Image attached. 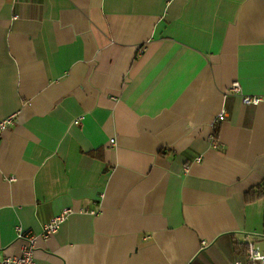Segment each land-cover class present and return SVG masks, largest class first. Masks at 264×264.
Returning <instances> with one entry per match:
<instances>
[{
    "label": "crops",
    "instance_id": "1",
    "mask_svg": "<svg viewBox=\"0 0 264 264\" xmlns=\"http://www.w3.org/2000/svg\"><path fill=\"white\" fill-rule=\"evenodd\" d=\"M234 81L264 95V0H0V259L20 252L16 225L40 234L65 207L34 264L264 248V193L246 196L264 102Z\"/></svg>",
    "mask_w": 264,
    "mask_h": 264
},
{
    "label": "built area",
    "instance_id": "2",
    "mask_svg": "<svg viewBox=\"0 0 264 264\" xmlns=\"http://www.w3.org/2000/svg\"><path fill=\"white\" fill-rule=\"evenodd\" d=\"M231 94L241 95L244 104H258L264 102V95H247L242 94L240 85L234 81L228 91ZM225 118V111L222 109L214 118V123L222 121ZM14 123V115L0 118V133ZM213 139V145L216 141ZM110 144L114 143V139H110ZM197 161L200 157L196 158ZM71 208L65 207L57 214L53 215L48 221L43 223L40 234H34L31 230H23L20 226H15L16 238L21 240L20 252L14 255H5L0 259V264H34L36 241L38 236L47 239L56 233L59 225L70 214ZM226 264H264V248L259 247L253 241H247V250L244 258H235Z\"/></svg>",
    "mask_w": 264,
    "mask_h": 264
},
{
    "label": "trees",
    "instance_id": "3",
    "mask_svg": "<svg viewBox=\"0 0 264 264\" xmlns=\"http://www.w3.org/2000/svg\"><path fill=\"white\" fill-rule=\"evenodd\" d=\"M258 189H254V188H250L247 192H246V196L249 197L252 194L255 196H252V198H257L256 195H260L262 193H264V180H262V182L258 185V187H256ZM238 244L236 245V249H237Z\"/></svg>",
    "mask_w": 264,
    "mask_h": 264
}]
</instances>
